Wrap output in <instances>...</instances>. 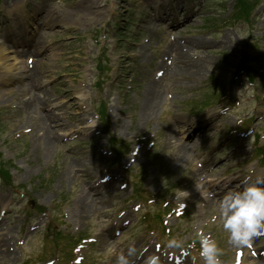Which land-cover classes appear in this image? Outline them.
I'll use <instances>...</instances> for the list:
<instances>
[{
	"label": "rangeland",
	"instance_id": "rangeland-1",
	"mask_svg": "<svg viewBox=\"0 0 264 264\" xmlns=\"http://www.w3.org/2000/svg\"><path fill=\"white\" fill-rule=\"evenodd\" d=\"M259 1L254 9V0H247L244 23L230 19L235 0H156L152 8L168 19L155 17L143 0H0V42L13 55L17 51L21 66L33 69L38 81L32 93L41 96V104L27 111L26 79L0 81V242L6 241L8 255L0 264H73L63 252L75 237L85 238L76 242L79 254L73 252L82 257L79 264H116L124 243L136 241L140 229L152 228L144 214L160 217L154 229L167 239L161 252L189 249L203 233L216 241L220 261L233 262L238 249L219 218L221 190L212 198L210 190L215 176L227 183L238 171L244 177L263 171L264 0ZM15 6L29 15L23 28L28 34L42 26L30 39L39 44L35 49L22 46L19 37L12 41L9 11ZM44 14L49 17L41 25ZM195 41L198 45L187 48ZM239 63L251 70L253 86L235 74ZM190 64L196 75H173L171 69ZM225 88L229 93L220 106L201 113L212 102L206 99ZM146 92L160 98L145 120ZM47 112L58 119L56 126L42 125L44 132L57 134L50 148L27 119ZM206 116L213 119L183 160L180 147L195 139L182 134L171 139L172 133H179L184 121ZM110 137L120 141L114 143L120 156ZM203 162L210 166L203 168ZM93 178L105 187L95 190ZM85 185L94 189L87 197ZM135 192L140 197L134 202ZM81 193L86 212L79 214L75 201ZM102 196L107 200L100 201ZM120 207L138 223L118 239L102 232ZM145 236L149 241L155 234ZM170 239L180 246L169 247ZM263 245L256 239L252 246ZM255 254L246 253L243 264H262L263 257ZM138 257L135 252L130 260ZM190 261L204 264L194 251Z\"/></svg>",
	"mask_w": 264,
	"mask_h": 264
},
{
	"label": "bare ground",
	"instance_id": "bare-ground-1",
	"mask_svg": "<svg viewBox=\"0 0 264 264\" xmlns=\"http://www.w3.org/2000/svg\"><path fill=\"white\" fill-rule=\"evenodd\" d=\"M155 2H156V0H143V3H146V5L152 10V13H154L155 17H158L159 14L157 13L156 9L154 10L152 8L153 5L155 4ZM37 10L33 11V14L35 16H37L35 14ZM9 14H10V16H12V21H11V23L9 25V28H10V31H12L11 35L15 36V40H14V38L12 39L13 43H16V39L19 37V39H17V40H21V45L22 46H30L31 45L30 47H32L33 49L38 47L39 46L38 43L29 45V43H28L29 42V34L28 33L25 34V32H24L25 29L24 30L21 29L23 23L29 20V16H27L24 13L23 9L20 8V7L15 6V9L13 11H9ZM46 17H49V15L44 14V16L40 18V20H41L40 22L42 23L41 25H43V23L46 21L45 20ZM159 17H161V16H159ZM39 29L42 30V26H40L37 29V31H40ZM194 45H198L197 41L192 42V43L189 42L187 48H191ZM9 49H10V47L6 46V44H4V42H0V68H2L0 70V79H1V81L3 80L2 83H5V84L10 80V78L12 79L14 77H19V78L23 77V78L26 79V82H25L26 85H24V86H28V88L30 89L29 91L31 92V95H30V97H28L25 100V102L23 104V108H25V109H27V111H29L31 104L32 105L34 104V105L38 106V104L40 103V97L41 96L40 95L33 96L34 93H32V90L35 87L33 85H34L35 82L38 81V77H37L36 74L32 73L33 69L30 70V69H26V67L21 66L20 56L18 55L16 50L14 52L15 55H13V52L12 51L9 52ZM174 50L177 53L178 59L182 63L185 62V60H186L185 54H183V53H181L179 51V47L175 46ZM4 64H6V65H4ZM4 66H6V67H4ZM192 71H193L194 75H196V72L198 71L197 68H195V65H193V64H190L188 66H179L178 69H173L172 70L173 75L175 73H179V72L180 73H182V72L191 73ZM152 85H153V87L155 86L154 84H152ZM20 90H21V92H24L22 90V87H21ZM154 93H156V92L154 91ZM145 95L146 96L142 100V102L144 104H143L142 109H141V112H142L141 113V117H143V119L146 120L148 118V116L150 115V111H151L152 105L155 104L156 102H158L160 97L158 95H154V94L152 96V94L150 95V93H148V92H146ZM24 96H26V95H24ZM150 96H152L151 99H150ZM150 103H151V105H150ZM28 113H30V112H28ZM27 116H28L27 119H28L29 123H31L34 128L37 127V129H35V130H37L36 131L37 134L39 135V133H41L42 134L41 136L45 135V145H46V147L48 146L50 148V146L53 144V142L56 141V139H57L56 135L57 134H56V132H54V129L53 130L47 129L46 132H44V130L42 129V125H44V123H46V122L47 123L51 122L53 124V126L58 125L57 124L58 119L55 120V114H53L52 112H47L46 114H42L41 117H38V118L36 117V115L31 116V114L27 115ZM54 120H55V122H54ZM184 122H186V123H183L184 127L182 128V130H180L179 133L178 132L177 133L173 132L172 133L173 136L171 137V139H175L178 135H181V134L183 136L184 135H191V137L192 136L194 137L193 132L195 130V125H194L195 123L192 122V121L191 122L184 121ZM53 126L50 125L49 127H53ZM185 126H188V128H185ZM33 136H36V134L33 135ZM196 143H197V141L194 140L193 142L189 143L188 145H182L183 147L182 146L180 147V152L183 155L182 156L183 160H184V158L186 160L188 159V157H189L190 153L192 152V150L194 152V149L196 147ZM81 160L82 159L76 161L75 162V166L81 165V163H80ZM204 167H205V164H204ZM61 175H62V178H63L64 174H61ZM216 177L218 178V176H216ZM234 181L237 183V182H239V179L235 178ZM219 183L223 184L222 186L226 185L225 181L224 182L220 181ZM109 186H111V185H109ZM85 187L87 188L86 185H85ZM111 189L112 188H110V187L108 188V190H111ZM93 192H94V189L87 188V191L85 192L86 193V197L88 195H91ZM82 197H84L83 193H81L80 196L75 201L76 205L79 207V211H78L79 214H82V213L86 212L85 203H83V204L81 203V202H83ZM106 200H107V197L106 196H102V200H100V201H106ZM207 201H209V200H207ZM5 242L6 241L0 242V257H1L0 260H3L4 256H8L5 253L6 252V243Z\"/></svg>",
	"mask_w": 264,
	"mask_h": 264
},
{
	"label": "clouds",
	"instance_id": "clouds-1",
	"mask_svg": "<svg viewBox=\"0 0 264 264\" xmlns=\"http://www.w3.org/2000/svg\"><path fill=\"white\" fill-rule=\"evenodd\" d=\"M219 218L228 233L230 243L238 250L251 248L255 238L264 237V175H254L251 171L236 189L227 190L219 199ZM213 220L217 217L213 216ZM169 247H179L175 239H170ZM200 251L204 264H221L219 248L210 235L200 234ZM135 247L129 245L127 253L121 252L116 264H132ZM146 264H159L157 257H148Z\"/></svg>",
	"mask_w": 264,
	"mask_h": 264
},
{
	"label": "trees",
	"instance_id": "trees-1",
	"mask_svg": "<svg viewBox=\"0 0 264 264\" xmlns=\"http://www.w3.org/2000/svg\"><path fill=\"white\" fill-rule=\"evenodd\" d=\"M245 3H247V0H236V13L239 17H242L244 15H247V14H244V7H245Z\"/></svg>",
	"mask_w": 264,
	"mask_h": 264
}]
</instances>
